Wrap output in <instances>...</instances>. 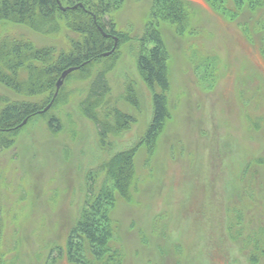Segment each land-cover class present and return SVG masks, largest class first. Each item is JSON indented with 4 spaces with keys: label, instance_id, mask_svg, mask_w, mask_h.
<instances>
[{
    "label": "rangeland",
    "instance_id": "rangeland-1",
    "mask_svg": "<svg viewBox=\"0 0 264 264\" xmlns=\"http://www.w3.org/2000/svg\"><path fill=\"white\" fill-rule=\"evenodd\" d=\"M185 2L184 34L158 24L169 55L170 119L153 153L143 147L135 157L131 198L117 199L111 211L114 245L123 264H248L243 240L233 238L264 231V9L232 18L206 0ZM152 4L124 0L112 15L131 41L107 74L106 99L135 118L128 131L102 147L82 109L94 79L75 74L62 85L56 108L23 126L14 146L0 153V264H48L52 251L55 264H71L64 250L90 178L99 187L102 161L136 143L152 116V95L135 57ZM4 36L66 50L71 34L0 23ZM130 86L137 107L125 98ZM0 95L39 100L2 85ZM50 116L59 119L58 132L48 127Z\"/></svg>",
    "mask_w": 264,
    "mask_h": 264
},
{
    "label": "trees",
    "instance_id": "trees-1",
    "mask_svg": "<svg viewBox=\"0 0 264 264\" xmlns=\"http://www.w3.org/2000/svg\"><path fill=\"white\" fill-rule=\"evenodd\" d=\"M206 2L232 18H237L245 10L255 14L264 9V0ZM123 3L124 0H0V23L25 26L43 35L71 34L66 36V50L53 46L38 47L24 36L0 37V85L29 99L39 97L38 101H10L0 95V153L14 146L25 121L29 123L56 108L62 91L54 100L57 83L62 74L72 68L78 70L68 75L65 81L75 74L94 79L82 109L96 124L104 149L111 147L112 138L122 136L136 123L132 115L106 99L109 93L107 74L113 69L122 46L131 41L112 18ZM187 6L185 0H153L151 20L137 39L135 53L138 71L152 95V116L145 134L136 143L102 161L100 170L104 179L99 187L96 179L90 178L86 203L68 234L64 250L71 264H123L124 254L114 245L116 228L111 211L117 199L127 201L131 198L136 179L135 157L143 147L153 153L170 119L167 104L169 55L158 24L168 22L178 34H184L189 27ZM260 25L264 31V20ZM116 45V50L104 57ZM125 98L133 106H138L139 100L132 86L128 87ZM52 102L50 110L41 113ZM48 127L58 132L61 128L59 119L50 116ZM238 225L239 221L232 229L236 230ZM239 238L248 251V264H259L264 259V231H252L247 237L238 233L233 240ZM54 253L52 251L49 255L48 264H55Z\"/></svg>",
    "mask_w": 264,
    "mask_h": 264
},
{
    "label": "water",
    "instance_id": "water-1",
    "mask_svg": "<svg viewBox=\"0 0 264 264\" xmlns=\"http://www.w3.org/2000/svg\"><path fill=\"white\" fill-rule=\"evenodd\" d=\"M76 8V7H75ZM63 10H64V8H62ZM116 47H117V45L115 46V48L113 49V51L112 52H110V53H107V54H104V57H108V56H110L115 50H116ZM78 70V68H72V69H69V70H67V71H65L63 74H62V76H61V78L59 79V81H58V83H57V89H56V93H55V96H54V100L57 98V96H58V94H59V91H60V89H61V87H62V85L64 84V81H65V79L68 77V75H70L71 73H73V72H75V71H77ZM52 105H53V102L44 110V111H42L41 113H45V112H47L48 110H50V108L52 107ZM27 124V121H25L22 125H21V127L22 126H24V125H26Z\"/></svg>",
    "mask_w": 264,
    "mask_h": 264
}]
</instances>
